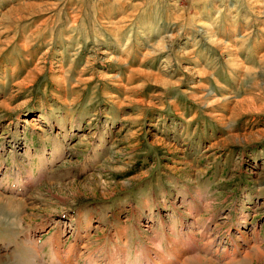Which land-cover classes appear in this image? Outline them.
<instances>
[{
  "label": "rangeland",
  "instance_id": "obj_1",
  "mask_svg": "<svg viewBox=\"0 0 264 264\" xmlns=\"http://www.w3.org/2000/svg\"><path fill=\"white\" fill-rule=\"evenodd\" d=\"M0 264H264V0H0Z\"/></svg>",
  "mask_w": 264,
  "mask_h": 264
},
{
  "label": "bare ground",
  "instance_id": "obj_2",
  "mask_svg": "<svg viewBox=\"0 0 264 264\" xmlns=\"http://www.w3.org/2000/svg\"><path fill=\"white\" fill-rule=\"evenodd\" d=\"M56 249V248H55ZM166 263V262H165Z\"/></svg>",
  "mask_w": 264,
  "mask_h": 264
}]
</instances>
